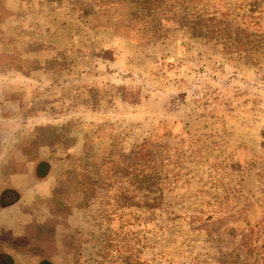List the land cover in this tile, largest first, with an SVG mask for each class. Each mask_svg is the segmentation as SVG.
I'll use <instances>...</instances> for the list:
<instances>
[{
	"label": "rangeland",
	"instance_id": "obj_1",
	"mask_svg": "<svg viewBox=\"0 0 264 264\" xmlns=\"http://www.w3.org/2000/svg\"><path fill=\"white\" fill-rule=\"evenodd\" d=\"M99 1L35 0L24 28H0V54L25 75L0 77V136L25 176L38 158L47 171L27 178L19 226L45 222L61 264H263L260 240L241 243L264 216V62L169 20L139 46ZM247 8L264 25V0L185 12ZM157 123L170 133L140 161Z\"/></svg>",
	"mask_w": 264,
	"mask_h": 264
},
{
	"label": "trees",
	"instance_id": "obj_2",
	"mask_svg": "<svg viewBox=\"0 0 264 264\" xmlns=\"http://www.w3.org/2000/svg\"><path fill=\"white\" fill-rule=\"evenodd\" d=\"M201 1L203 0H100L97 15L114 34L139 46L158 39L166 30L165 22L169 20L185 27L192 35L222 37L221 40L225 41L223 43L230 51L250 50L255 55L253 62H264V25L253 10L247 8L233 13L223 9L215 11L216 16L211 14L188 19L185 12L187 6ZM169 127L167 123H157L152 136L135 146L134 156L144 161L148 156L147 149L152 147L150 144L167 136L170 133ZM223 226L227 228L224 224ZM242 237L241 244L246 245L245 252L252 250L249 245L257 239L260 240L258 248L264 251V216L257 228H247ZM237 256L234 253L229 264H235ZM257 257L256 253L255 258ZM260 259L264 264V257Z\"/></svg>",
	"mask_w": 264,
	"mask_h": 264
},
{
	"label": "crops",
	"instance_id": "obj_3",
	"mask_svg": "<svg viewBox=\"0 0 264 264\" xmlns=\"http://www.w3.org/2000/svg\"><path fill=\"white\" fill-rule=\"evenodd\" d=\"M28 7H32L35 10V0H0V28L4 29L5 33L3 35H5L6 39H8L10 31L16 34V31H20V29L26 26L23 16L26 11L30 10ZM37 9L41 10V6L39 5ZM24 43L17 35L16 39L9 45H15L16 49L20 50L19 46ZM3 44L5 43L3 42ZM12 55L14 54H11L9 48L1 50L0 61L3 63L0 77L6 78L5 74L18 77L20 75L25 76L23 75V71H20L18 65L10 64ZM16 56L18 57L17 59L22 60L25 57L19 51ZM4 141L0 136V264H11L9 263L10 258L7 256L13 255L14 258H18L17 256L19 255V238L22 234L18 213L24 203L26 180L27 178L29 180L35 178V173L34 166L31 165V169L27 172L28 176H25L26 172L21 171L22 169H20L18 164L21 160L16 159L15 155H11L13 154V150L8 146L7 143L9 142L4 143ZM37 161L43 160L38 158L33 163L35 164ZM41 182L42 180L36 183Z\"/></svg>",
	"mask_w": 264,
	"mask_h": 264
},
{
	"label": "flooded vegetation",
	"instance_id": "obj_4",
	"mask_svg": "<svg viewBox=\"0 0 264 264\" xmlns=\"http://www.w3.org/2000/svg\"><path fill=\"white\" fill-rule=\"evenodd\" d=\"M45 161H37L34 164V177L31 183H36L42 180L45 174ZM47 172V171H46ZM23 220L21 226V237L19 238L20 247L18 258L13 255H8L9 263L11 264H61V258L57 254L56 245L52 240L53 236L49 235L46 223L31 219ZM28 222H31L28 224ZM39 224V225H37ZM38 226V227H36Z\"/></svg>",
	"mask_w": 264,
	"mask_h": 264
}]
</instances>
